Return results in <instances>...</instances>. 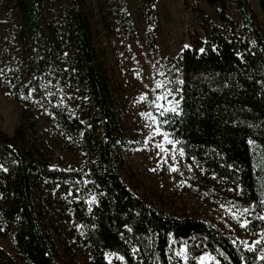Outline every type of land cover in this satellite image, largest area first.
<instances>
[{"label": "trees", "instance_id": "trees-1", "mask_svg": "<svg viewBox=\"0 0 264 264\" xmlns=\"http://www.w3.org/2000/svg\"><path fill=\"white\" fill-rule=\"evenodd\" d=\"M45 1L6 0L19 10L26 25L23 39L33 47L29 65L35 75L15 90L23 92L29 107L30 91L40 94L65 144L82 151L87 172L54 163L35 113L25 109L13 136L0 133V234L11 235L29 264H66L65 255L71 256L69 264H82L78 251L89 254V264H110V252L127 264H194L193 258L205 252L219 264H264V220L259 218L264 216V23L250 0H234L240 35L226 14L227 0L204 2L219 5L218 18L228 28L184 0L199 24L187 32L188 45L173 60L179 76L171 88L176 110L156 116L181 149L191 176L221 183L250 207L253 215L243 229L263 234L252 249L204 218L164 213L128 183L125 152L140 143L131 140L124 104L99 46L91 0H68L70 7L59 19L53 14L47 30ZM113 2L119 24L132 26L127 1ZM101 4L98 23L102 17L105 29L113 31ZM258 4L264 14V0ZM46 74L58 90L73 85L87 101L86 113H73L56 95L60 92L51 93ZM182 246L187 261L176 254ZM0 264L16 262L0 248Z\"/></svg>", "mask_w": 264, "mask_h": 264}, {"label": "rangeland", "instance_id": "rangeland-1", "mask_svg": "<svg viewBox=\"0 0 264 264\" xmlns=\"http://www.w3.org/2000/svg\"><path fill=\"white\" fill-rule=\"evenodd\" d=\"M126 1L133 17L132 26L119 24L113 0H101V6L109 12L108 18L114 29L108 31L102 17L101 24L98 23L99 0H91L96 28L101 34L99 46L105 51L113 87L124 104L126 125L132 132L131 140L140 143L125 152L128 167L124 173L125 179L164 213L204 218L223 229L235 243L244 248H255L259 244L257 241L263 238L262 232L249 234L242 226L253 215L250 207L237 193L221 183L211 178L191 176L185 168L181 149L160 128L156 116V113L177 107L178 100L171 91L173 83L179 80L173 60L188 45L187 32H193L199 20L185 9L184 0ZM186 1L199 5L214 23L228 28V24L218 18L219 5L212 8L204 0ZM226 5V14L240 35L241 19L234 0H227ZM250 5L257 19L264 23L258 0H250ZM68 7V0H46V18L42 20L44 29L47 30V23L53 14H59L56 18L59 19ZM25 27L19 10L9 8L6 0H0V133L13 136L25 109L30 108L38 119L40 133L52 149L54 163L63 161L86 173V159L82 151L72 150L65 144V134L40 94L35 89L30 91L28 98L32 105L29 107L23 92L15 90L17 84L21 88L35 75V70L29 65L33 47L23 39ZM44 77L49 81L50 92H60V95H56L63 103L69 104L73 113H86L84 107L87 101L81 98L73 85L68 84L67 90L61 91L48 74ZM158 83L164 87L157 88ZM158 96H164L165 99L157 100ZM50 97L54 100L53 96ZM158 105H163V108ZM158 145H162V148ZM93 199L90 197V201ZM0 248L16 264H29L18 255L11 235L0 234ZM176 254L183 261L188 260L184 246ZM106 258L110 264H127L118 253H107ZM76 259L82 264L90 262L89 254L82 251H78ZM193 259L194 264H219L217 258L208 252ZM65 263H71L70 255H65Z\"/></svg>", "mask_w": 264, "mask_h": 264}, {"label": "snow or ice", "instance_id": "snow-or-ice-1", "mask_svg": "<svg viewBox=\"0 0 264 264\" xmlns=\"http://www.w3.org/2000/svg\"><path fill=\"white\" fill-rule=\"evenodd\" d=\"M201 51H202V50H201ZM156 87H157V88H163L164 85L158 83V84L156 85ZM162 99H165V97H164V96H158V97H157V100H162ZM158 107L163 108V105H158ZM170 110L174 112L176 109L173 107V108H171ZM161 115H163V112H161ZM165 139H166V137H165ZM169 143H171V141H169ZM157 147H161V148H162V145H158ZM175 170H176V169H173V171H175ZM244 211L247 212L248 209H244ZM259 218H260L261 220H264V216H261V217H259ZM242 226H246V224H245V225H242ZM257 243H260V242L257 241ZM261 259H264V256H262Z\"/></svg>", "mask_w": 264, "mask_h": 264}]
</instances>
